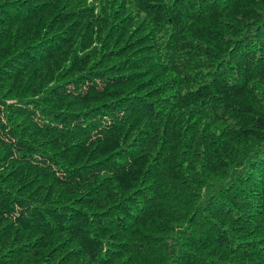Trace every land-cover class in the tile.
I'll list each match as a JSON object with an SVG mask.
<instances>
[{
	"label": "trees",
	"instance_id": "obj_1",
	"mask_svg": "<svg viewBox=\"0 0 264 264\" xmlns=\"http://www.w3.org/2000/svg\"><path fill=\"white\" fill-rule=\"evenodd\" d=\"M0 264H264V0H0Z\"/></svg>",
	"mask_w": 264,
	"mask_h": 264
}]
</instances>
